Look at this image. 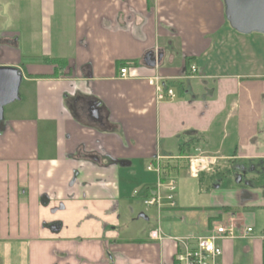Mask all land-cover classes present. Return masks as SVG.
<instances>
[{"label":"crops","instance_id":"0c3cea01","mask_svg":"<svg viewBox=\"0 0 264 264\" xmlns=\"http://www.w3.org/2000/svg\"><path fill=\"white\" fill-rule=\"evenodd\" d=\"M19 1L0 2V66L20 68L29 88V112H8L0 129V264H168L174 244L160 228L150 231L159 239L121 236L133 208L121 215L117 199L143 200L158 181L164 194L189 136L190 155L237 170L264 163V34L231 28L223 0ZM153 78L174 96L157 100ZM155 156L160 175L147 169ZM243 198L264 207L253 189ZM220 244L219 264H244L251 252L264 264L263 235Z\"/></svg>","mask_w":264,"mask_h":264},{"label":"rangeland","instance_id":"374dc122","mask_svg":"<svg viewBox=\"0 0 264 264\" xmlns=\"http://www.w3.org/2000/svg\"><path fill=\"white\" fill-rule=\"evenodd\" d=\"M5 1L0 0L1 3H6ZM11 2L15 4L22 3L19 0H11ZM1 12L2 9H0V20L2 22L4 18L1 17L3 16ZM28 13L29 16L31 15L32 24L30 28L36 34L35 30L40 29L39 9L36 7L28 9ZM12 22L15 25L17 24L16 20ZM56 32L57 26L54 23L53 35H56ZM32 40V51L39 55L41 42L36 35ZM21 46H23L22 42ZM24 60L27 59L24 58ZM44 62L50 65L49 60ZM28 89L27 84H23L20 87V99L4 107V117L8 115V112H12L13 114L21 112L23 115L27 111L29 112V109H25L26 97L29 94ZM174 159L170 162L171 167L168 169L167 176L175 182V189L172 192L175 206L173 208H164L158 214L154 206L146 205L140 197L134 196V193L133 198L132 195H129L125 198L117 199L119 201L121 215L123 214L124 216L127 214L129 205L133 208L131 216L128 215L124 218L128 229L124 230L121 234L122 237H141L146 239L151 230L158 228L161 229L163 236L200 235L208 232L209 228L219 220L230 217L234 218L238 214H245V216L247 215L251 218L249 222L251 223L250 227L252 228V232L249 233L248 237H253V234L264 236V207L247 206L244 204L247 201L243 198V192L246 190L251 191L252 189L258 197H264V163H248L245 166L241 182L237 183L235 181L237 168H232L226 160L219 159L217 164L210 167V170L193 176L188 169V160L184 162L182 160H176V158ZM141 170L145 174L150 173L147 172L145 165ZM163 192L166 194V189H163ZM238 192L239 194H237ZM164 194H162L163 197ZM140 211L145 214L148 220L137 217ZM245 227L242 224L241 231ZM244 242L248 243L250 248H252V240ZM238 255L240 254L236 253V259ZM11 257L13 259L16 256L12 253L9 258ZM8 260L10 261V259ZM244 264H253V252L247 254Z\"/></svg>","mask_w":264,"mask_h":264},{"label":"built area","instance_id":"2783aa9c","mask_svg":"<svg viewBox=\"0 0 264 264\" xmlns=\"http://www.w3.org/2000/svg\"><path fill=\"white\" fill-rule=\"evenodd\" d=\"M120 75L124 76L126 68H120ZM191 73L197 71L196 66L190 67ZM155 86L156 99L162 100L166 96L173 97L174 93L171 89L162 86L157 78L150 80ZM187 160L189 162V171L192 175H197L200 172L210 170V167L214 166L217 162L215 156L195 153L188 155ZM147 169H154L158 175L161 173L160 157L155 156L154 163H150ZM162 182L158 181L155 190L148 196L144 197L143 202L148 206H156L160 208L164 202L166 205L173 207L175 201L173 199L172 192L175 189V182L172 178H169L165 183L166 194L164 197L161 194ZM241 227L235 218H227L226 220L218 221L209 228V231L200 235H185L179 237L168 238L174 244V252L171 260L168 264H219L218 260L222 254V248L220 242L227 239H235L248 237L252 232L250 226H246L241 233H237V228ZM150 237L153 239L161 238L160 232L152 231Z\"/></svg>","mask_w":264,"mask_h":264},{"label":"water","instance_id":"95a60500","mask_svg":"<svg viewBox=\"0 0 264 264\" xmlns=\"http://www.w3.org/2000/svg\"><path fill=\"white\" fill-rule=\"evenodd\" d=\"M223 4L226 21L235 31L264 34V0H223ZM146 59H149V54H146ZM150 61L153 64V60ZM21 81L20 68L0 66V129L4 126V106L20 98ZM241 180V175L237 174L235 181L239 183Z\"/></svg>","mask_w":264,"mask_h":264},{"label":"trees","instance_id":"16d2710c","mask_svg":"<svg viewBox=\"0 0 264 264\" xmlns=\"http://www.w3.org/2000/svg\"><path fill=\"white\" fill-rule=\"evenodd\" d=\"M52 61L58 62L59 64L66 63V60H64L63 58H53ZM196 140L197 138H195V136H189L186 140L181 142L179 144V149H178L179 155L181 156L190 155L191 151L194 149V146L196 145ZM162 179H164V177Z\"/></svg>","mask_w":264,"mask_h":264},{"label":"flooded vegetation","instance_id":"af4514ba","mask_svg":"<svg viewBox=\"0 0 264 264\" xmlns=\"http://www.w3.org/2000/svg\"><path fill=\"white\" fill-rule=\"evenodd\" d=\"M91 109V107L89 108V110ZM90 117V116H89ZM244 171H245V168H241L239 167L238 170H237V174H240V175H243L244 174Z\"/></svg>","mask_w":264,"mask_h":264}]
</instances>
